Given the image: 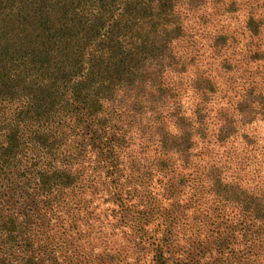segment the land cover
Here are the masks:
<instances>
[{
	"label": "trees",
	"instance_id": "16d2710c",
	"mask_svg": "<svg viewBox=\"0 0 264 264\" xmlns=\"http://www.w3.org/2000/svg\"><path fill=\"white\" fill-rule=\"evenodd\" d=\"M263 66L264 0H0V264H264Z\"/></svg>",
	"mask_w": 264,
	"mask_h": 264
},
{
	"label": "rangeland",
	"instance_id": "374dc122",
	"mask_svg": "<svg viewBox=\"0 0 264 264\" xmlns=\"http://www.w3.org/2000/svg\"><path fill=\"white\" fill-rule=\"evenodd\" d=\"M243 13L242 12L241 13H239V12L237 13L236 12V13H232V14L226 13L224 15L218 16V20H215V21L211 17V19H213V20H210V23H209L208 26L210 27V29L212 31H217V28H220L221 26L227 27L225 29H227L229 31L232 30V29H237L236 34L239 35L240 30H241V26H242L243 21L245 20V17H246ZM189 24H191L193 27H195V26L197 27V23L196 22L194 23L191 20H189ZM239 42H240L239 43V47L236 49V53H237L236 56H237V58L238 57H241V54L244 53V52H239V51H241L242 49L244 51V46L245 45L246 46L251 45L250 38L247 37V36H245V35H243V34L239 35ZM208 54H209V52L208 53L206 52V55H207L206 57L209 56ZM261 68L264 70V66L261 67ZM252 69H254V67ZM236 74H238V73H236ZM261 82H262V87H264V78L262 79ZM219 96L217 97L216 100L218 102H220L221 104H225L226 102L224 100H226V99H233V97H234V100L237 99L238 98V93L233 92V96H230V97H228V96H221V95H219ZM221 98H222V101H220ZM192 103H193V95H192L191 92H189L186 95V97L184 98L185 107L187 109H189L191 107L190 105ZM250 128H252L259 136H261V137L264 136V120L258 121L257 123H255L254 125H252V127H250ZM103 207L105 208V207H107V205H103L100 208H103Z\"/></svg>",
	"mask_w": 264,
	"mask_h": 264
}]
</instances>
